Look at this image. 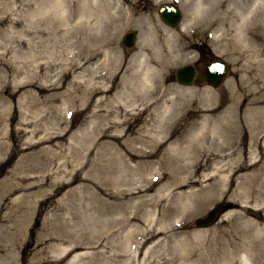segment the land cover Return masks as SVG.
I'll list each match as a JSON object with an SVG mask.
<instances>
[{
  "label": "rangeland",
  "instance_id": "rangeland-1",
  "mask_svg": "<svg viewBox=\"0 0 264 264\" xmlns=\"http://www.w3.org/2000/svg\"><path fill=\"white\" fill-rule=\"evenodd\" d=\"M64 1L53 32L40 0H0V264H264V112L242 111L264 88L243 89L244 60L219 47L239 13L224 2L223 31L206 38L227 63L212 87L169 77L194 57V35L132 21L123 0ZM253 1L239 12L251 13L262 58L264 0ZM144 68L138 90L124 88ZM236 103L242 123L228 144L215 134L184 160L167 149L218 131L220 117L234 128ZM169 175L197 181L164 198ZM218 202V219L195 226Z\"/></svg>",
  "mask_w": 264,
  "mask_h": 264
},
{
  "label": "bare ground",
  "instance_id": "bare-ground-1",
  "mask_svg": "<svg viewBox=\"0 0 264 264\" xmlns=\"http://www.w3.org/2000/svg\"><path fill=\"white\" fill-rule=\"evenodd\" d=\"M40 1H41L40 4L43 5V11L41 12L42 15L47 13V15H50L52 17V19H54V21H53V30L52 31L56 32L57 31V26H59V24L61 23L60 22L61 20H59L60 15H62L63 12L66 10V2L64 0H40ZM31 8H33V7H31ZM31 8H29V9H31ZM238 13H239L238 22H236V23L235 22H231L230 24L228 23L229 24V29H230L229 31L231 33L230 38H228V40H226L224 37H222L224 35V34H222V32L220 34L218 33L220 35L219 38H220V41H221L219 47L221 49H223L226 46V49L227 48L231 49V52L234 55L236 61L241 62V61L244 60L243 61V70L245 71V75H244L243 80L240 79V81L242 83H244V82H247V83L243 86V89L245 87H250V88L252 87L251 88L252 92L258 93V91H261L264 88V55H262L263 57L261 58V54L259 53L258 50L255 49L256 44H257L256 37L251 33V31L249 29V27H250L249 25L250 24L247 23L248 20H252V17H250L251 13H247V14H242L241 12H238ZM36 20H37V18H36ZM252 24H254V23H251V26H252ZM219 27H220V30L223 31V23L220 24ZM52 31H51V33H52ZM59 32H61V31H59ZM215 32H216V30L213 31L212 33L216 37V36H218V34L216 35ZM60 39H61V37H60ZM137 70L131 72V77H132V79H134V81L127 83V85L124 87V88H128L129 91L130 90L134 91L136 89L138 90V88H139V81L138 80H140L139 76H142V77L144 76L145 77L147 75L148 71H149V68H144V70L140 69V72H138ZM137 72L139 73V75L137 74ZM140 83L142 84L141 80H140ZM141 84H140V86H141ZM253 94H255V93H253ZM236 105H235L236 106V112L234 114L235 115V117H234L235 118V120H234V122H235L234 126L235 127L234 128L231 127V126H226L225 122L223 121V117H220L219 121L217 123L218 127H219L218 131H215V132H212V133L206 132V131H204V129H203V131L200 130V129L197 130V131H193L192 133L188 134L187 136L182 137V139L176 138V141L174 142V145L173 146H169L167 149L170 151V153L176 154L177 157H179V159H183L184 160L185 157L189 156V153L194 154V155H196L198 157V155L201 154V150L204 149L205 143L208 140H212L215 137V134H218L220 137H222L224 139L221 142H224V144H228L232 138H234L236 135H238L237 134V132H238L237 128H238V125H240L242 123L241 116H240V114H238L240 112V110H241L240 108H242V107H241L240 103H238V104L236 103ZM253 105H256V106L254 107ZM258 108H260V111L264 112V95L262 97H253V98L249 99L247 101V106L242 111H245V110L246 111H251V110H254V109H258ZM237 110H238V113H237ZM213 120L216 121V119H214V118H213ZM244 120H245V118H244ZM263 121H264V119H263ZM219 124L221 125V127H220ZM254 139H256V138H254ZM257 140L258 139H256V141ZM262 141L264 142V136H262ZM209 143L208 144L210 146L211 142H209ZM232 146H234V144ZM251 157H254V154H252ZM208 158H209L208 155H205V163L208 160ZM166 176H168V175H166ZM169 176H170V183L168 185L169 187L167 189V193H165V195L163 196L164 198L167 197L168 193L169 194H173L174 190L177 187H182V186H184L186 184H189V183L197 181V179L194 178V177L192 178L191 175H190V177L188 179H185L184 176H183L184 180H180L179 178L177 179V178L173 177L172 175H169ZM201 179H200V181H201ZM182 197H184V196L182 195ZM217 251H219V250H217ZM241 257H242V259H245L246 256L242 255ZM215 260H216V258H215ZM247 260H248V258H247ZM211 261H212V259H211ZM248 262H249V260H248ZM212 263H213V261H212Z\"/></svg>",
  "mask_w": 264,
  "mask_h": 264
},
{
  "label": "flooded vegetation",
  "instance_id": "flooded-vegetation-1",
  "mask_svg": "<svg viewBox=\"0 0 264 264\" xmlns=\"http://www.w3.org/2000/svg\"><path fill=\"white\" fill-rule=\"evenodd\" d=\"M125 5L131 7L129 19L139 23H162L168 26L173 37L179 38L184 35L195 38L189 42V47L195 52L194 57L188 64L194 68L193 81L196 75L204 71L205 66L217 57L208 48L206 38L208 34L217 31L222 24L223 4L229 3V7L235 9L236 14L240 11V0H123ZM253 2H256L255 0ZM199 4V5H198ZM197 6V7H196ZM212 6L208 10L207 7ZM243 7H246L243 4ZM203 8V10L201 9ZM207 8V9H206ZM248 8V7H247ZM257 10V8H256ZM234 11V10H233ZM200 12V13H199ZM211 12V14H210ZM208 14L210 17H208ZM199 16V18H197ZM204 16V18H203ZM197 18V19H196ZM199 19V26H193L189 32V23ZM174 22V25H169ZM181 24H188L181 26ZM220 30V27H219ZM187 33V34H185ZM198 33V35H197ZM197 35V36H196ZM187 64V63H184ZM183 65V64H182ZM177 68V67H176ZM175 68V69H176Z\"/></svg>",
  "mask_w": 264,
  "mask_h": 264
},
{
  "label": "water",
  "instance_id": "water-1",
  "mask_svg": "<svg viewBox=\"0 0 264 264\" xmlns=\"http://www.w3.org/2000/svg\"><path fill=\"white\" fill-rule=\"evenodd\" d=\"M174 24V22H169V25ZM134 37L135 33L133 30L126 31L121 37V42L125 46H130L134 42ZM226 72V63L221 59H215L207 63L202 73H198L196 75V80L200 82L205 80L210 86L216 87L223 81ZM169 77L174 78L180 84L189 85L193 81L194 68L190 64L179 66L173 74L169 75ZM225 208L226 204H222L220 202L212 205L204 215L198 216L194 219V225L197 227H205L213 224L222 214ZM246 211L256 218L261 215L260 212L251 207H248Z\"/></svg>",
  "mask_w": 264,
  "mask_h": 264
}]
</instances>
